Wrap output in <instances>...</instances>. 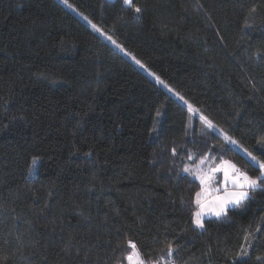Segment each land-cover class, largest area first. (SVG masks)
Wrapping results in <instances>:
<instances>
[{
  "label": "trees",
  "instance_id": "16d2710c",
  "mask_svg": "<svg viewBox=\"0 0 264 264\" xmlns=\"http://www.w3.org/2000/svg\"><path fill=\"white\" fill-rule=\"evenodd\" d=\"M68 4L0 0V264H120L128 241L145 263L171 244L175 264H264V180L199 229L183 173L260 174L264 0Z\"/></svg>",
  "mask_w": 264,
  "mask_h": 264
},
{
  "label": "snow or ice",
  "instance_id": "6c2138e0",
  "mask_svg": "<svg viewBox=\"0 0 264 264\" xmlns=\"http://www.w3.org/2000/svg\"><path fill=\"white\" fill-rule=\"evenodd\" d=\"M63 3L68 5L69 7H72V5L68 4V0H63ZM124 3L126 5H131L132 0H124ZM135 12L139 13L141 9L139 7L134 8ZM85 19H87L85 17ZM94 29L97 31H100L99 28L95 24L92 25ZM107 39L112 40L111 36H108ZM115 43V41H112ZM128 55H131V53H128ZM135 62L140 65L141 67H144L143 64H141V61L137 60L134 56L132 57ZM152 75H155L152 73ZM157 82L164 83L160 78L156 77ZM182 98V97H181ZM189 110L191 111V105H189ZM201 119L205 122V124L208 127H213L212 122L207 119V117L201 116ZM225 139L229 140L231 143H236L235 141L231 140L230 137H228L225 134ZM175 151V150H173ZM245 151H247L245 149ZM248 155L251 157L253 161H256L259 166L260 174L259 176L253 178L248 175L247 172H242L239 168H237L234 164L231 162H224L226 167H224V187H225V194L223 196H218L215 198L214 207L210 209L211 212H213L216 216L225 215L228 211L229 205H239L243 200L248 198L249 190L250 189H256L258 187H261V181L264 180V161L259 160L256 156H253L252 153H248ZM36 163V158H33V164ZM203 163V160L201 161ZM220 169L214 168L212 169V172L219 171ZM185 171H189V169L185 168ZM201 183L204 184L206 177L200 176ZM229 184H231V190H229ZM197 204H201L200 196L201 193H197ZM202 212L198 211L195 213V224L198 227H203V223L201 220ZM128 246L132 249V251L127 255L128 264H145L144 260L141 259L139 250L137 249V246L132 241H128ZM167 251L169 254L173 252V248L171 244L168 246ZM246 253H241V255H245ZM152 264H160L159 261H152ZM164 264H170L169 261H164Z\"/></svg>",
  "mask_w": 264,
  "mask_h": 264
},
{
  "label": "rangeland",
  "instance_id": "374dc122",
  "mask_svg": "<svg viewBox=\"0 0 264 264\" xmlns=\"http://www.w3.org/2000/svg\"><path fill=\"white\" fill-rule=\"evenodd\" d=\"M104 39H107V36L104 35ZM109 42H111V44H113L116 48L120 49V47L116 44H114L111 40L107 39ZM137 66L141 67L140 65L136 64ZM142 68V67H141ZM149 77H151L154 81L157 82L156 80V76L152 75L151 72H149L148 70H146L145 68H142ZM161 88L165 89L166 91H168L172 97L174 96L178 101L182 102L183 104H185V106L187 107V110L190 112L191 116H194L195 118L197 117L200 121V123H202L205 127H208L205 122L201 119V114L199 112H197V110L193 109L190 111L189 110V104L186 103L185 101L183 102L181 100V98L178 96L177 93H175L174 91H170L165 85L164 83H159L157 82ZM213 125V124H212ZM210 129L214 130L215 132H217L218 134H220L224 139H225V134L222 133L219 129H216V127L213 125V127H209ZM232 140V139H231ZM229 143H231L229 140H226ZM232 145H234L239 151H243L242 148H240L238 146L237 143H232ZM243 153L248 156L250 159L251 157L246 154L244 151ZM203 160V163H201V161ZM252 160V159H251ZM253 161V160H252ZM185 168L189 169V171H185ZM214 168H218L220 169L219 163H216L214 158H209L206 156L205 158H201L200 160H198L195 163H188L187 165L184 166L183 169V173L188 174L191 178L195 179L198 183H199V190L196 192V194L199 192L201 193L200 198H202V203L200 205H198L195 210L193 209L192 214L194 213V220H195V213L200 211L202 212V216H201V220H203L205 214H207L208 209L210 210L212 207H214V203H215V198L218 196H223L225 194V189L219 188L218 186H214L211 187V183L214 182L216 180V175L218 174L219 171L216 172H212V169ZM243 172V171H242ZM200 176H204L206 177L205 183L202 184L201 183V179ZM231 190V189H229ZM211 193V194H210ZM195 200L197 201V196L195 197ZM234 205H229V207H233ZM213 213V212H212ZM210 214V213H208ZM214 215V214H211ZM222 216V215H221ZM215 217H219L216 216ZM203 223V222H202ZM198 227V226H196ZM199 229H201V227H198ZM142 259V258H141ZM124 262H120V264H123ZM147 264H152V262H149Z\"/></svg>",
  "mask_w": 264,
  "mask_h": 264
},
{
  "label": "crops",
  "instance_id": "0c3cea01",
  "mask_svg": "<svg viewBox=\"0 0 264 264\" xmlns=\"http://www.w3.org/2000/svg\"><path fill=\"white\" fill-rule=\"evenodd\" d=\"M224 162H230L229 160H220V161H216V163H219V166H220V170H219V172H218V174L215 176L216 177V180L214 181V182H212L211 183V187H216V186H218L219 188H222V189H225V187H224V167H226V165H225V163ZM232 163V162H231ZM233 164V163H232ZM229 189H231V184H229ZM250 190H253V189H250ZM249 190V191H250ZM211 194V193H210ZM195 197H196V193H195V195H194V198H193V200H194V210H195V208L198 206V205H200V204H197V201L195 200ZM202 198H200V201H201V203H202V200H201ZM199 207V206H198ZM197 207V208H198ZM206 210H208V212H207V214H205V216L203 217V218H209V217H215V215H211V214H213L209 209H208V207H207V209ZM208 213H210V214H208ZM194 213L191 215V218H190V222H191V224H192V226H194V227H196L197 225L195 224V222H194ZM196 228H198V227H196ZM132 251V249L130 248V250H129V252L127 253V255L130 253ZM127 255L125 256V260L123 261L124 263L123 264H128V260H127Z\"/></svg>",
  "mask_w": 264,
  "mask_h": 264
},
{
  "label": "built area",
  "instance_id": "2783aa9c",
  "mask_svg": "<svg viewBox=\"0 0 264 264\" xmlns=\"http://www.w3.org/2000/svg\"><path fill=\"white\" fill-rule=\"evenodd\" d=\"M154 261H159L160 264H164V261H169L170 264H175V262L173 261L172 257L170 256L168 252L158 254L157 258Z\"/></svg>",
  "mask_w": 264,
  "mask_h": 264
}]
</instances>
